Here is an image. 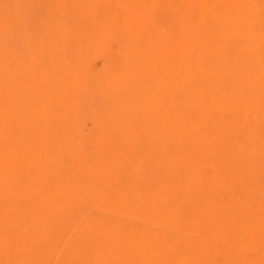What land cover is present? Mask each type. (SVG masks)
Wrapping results in <instances>:
<instances>
[{
  "label": "bare ground",
  "instance_id": "obj_1",
  "mask_svg": "<svg viewBox=\"0 0 264 264\" xmlns=\"http://www.w3.org/2000/svg\"><path fill=\"white\" fill-rule=\"evenodd\" d=\"M91 1L84 9L93 21L85 35L90 43L77 50L76 63L93 74L111 52L125 56L119 61L130 68H119L129 71L111 72L100 97L108 98L106 111L118 109L123 117H110L113 132L131 138L151 163L131 169L105 150V176L87 156L76 160L77 179L58 173L46 136L54 117L40 111L51 90L44 86L56 96L69 75L54 63L43 71L40 62L39 69L25 62L19 71L16 52L0 47V76L10 83L7 92L0 87V113L4 99L31 79L37 83L27 101L44 99L11 106L30 111V119L12 109L0 115L4 263L264 264V0H164L173 29L153 22L156 0H102V24L95 23ZM62 48L55 55L61 68ZM132 56L134 62L127 60ZM71 229L80 233L67 246L59 237Z\"/></svg>",
  "mask_w": 264,
  "mask_h": 264
},
{
  "label": "rangeland",
  "instance_id": "obj_2",
  "mask_svg": "<svg viewBox=\"0 0 264 264\" xmlns=\"http://www.w3.org/2000/svg\"><path fill=\"white\" fill-rule=\"evenodd\" d=\"M162 1L156 0L154 1V5L151 4L153 7V9L150 10L151 16L154 20L156 19L155 21L153 20V22H156V24L158 23L157 24L158 26L170 27L173 29V27L171 26L173 24L172 19L170 18L171 16L169 15V13L168 15L166 14L168 12V7L166 5V2L165 1L162 2ZM85 3H86V0H66V1L65 0H0V47L5 45L7 47V51L16 52L17 56L16 55L15 56L18 60L17 62L15 61V65L18 66L20 64V67L18 66L19 71L22 69V67H24L25 62L27 63L31 62V65L30 63L29 65L33 67L38 66L37 69H39V66L41 64L39 70H43V71L49 70L50 68L52 69L51 64L54 63L55 65L59 66L58 68L55 67V69H58L59 72H62L61 70L65 69L66 70L65 77L69 75L67 78H63V80L61 81V83H63V87L61 90H59L60 93L58 94L55 93L57 94L56 96L51 95L52 87H50V85L48 86L47 83H46L47 85L44 84L46 85L44 86L47 89L46 91H49L51 89L50 90L51 92L49 91L48 93H46L45 98L48 97L47 98L48 102L46 100L44 102L45 104L47 103V106L44 107L43 111H40V112H42L43 114L46 112L48 113V116L54 117L53 121H50V124L46 129V136L48 137L47 140L51 141L49 142V146H47V148L50 147L49 150L55 155L54 157L58 161V162L55 161L57 162L56 169L58 173L62 175L66 173V175H63V176H68L71 179H75V178L77 179L79 176L77 171L75 170V166H76L75 164L77 163L76 160L80 157L85 158V156H87L85 160L86 161L88 160L90 164H93L92 166L96 167L97 171L99 172L101 171L100 172L101 175L103 173L106 174L107 172L109 174L110 173L109 166H108L109 159L101 160L100 158L101 151L102 152L107 151L108 153L111 154L109 156H117L116 161L119 160L118 157L125 160V162L129 161L128 168H131V169L132 167L134 169L135 166H138V165L140 166V169H141V166L143 168L144 166L145 167L149 166V164L151 163L149 160V156L147 157V155L142 152L141 148L140 150L142 153H140L139 149L136 150L134 145H132L133 142L131 141V138L127 140H122L121 137H118V135L121 136L120 130H118L120 133L113 132L112 124L114 122H112L113 119H111L110 117L114 116L116 119L118 118L123 119V117L121 116L117 117L116 114L119 113L118 109H116V111L114 110H109V112L106 111L107 108L108 109L110 108L109 105H106L109 103V101L107 100L108 98H105V101H104V98L100 97L102 96L101 91L104 90V89L100 90V86L101 88L102 87L105 88L104 85H106L107 81L109 80V77L111 76L112 73H114V71H123V72L129 71L131 64L125 63L126 62L124 58L125 56H122L121 54H117L116 53L117 51L111 52L112 54L108 55L109 56L108 59L104 57L101 60V62H98L101 64L104 61V63H107L109 67H107V64H106L105 66L106 69L104 68L105 70L102 69L103 70L102 71L100 70L101 68V65H100V68H96L97 71H94L93 74L85 72L83 68L81 69L80 67L81 65H78V63H76L77 61H76L75 54L77 53V50L81 51L82 48L86 46V44L90 43L88 42L89 36L87 38L85 35H88L90 33L91 31L89 30L90 26L88 27L87 25H90L91 22L93 21L91 19L88 21V16L84 13V9H87V7H85ZM90 4L92 6L90 8L95 11V14L92 15V16H95L96 18L97 22L95 23L96 24L104 23L105 22L104 21L105 16L103 15L104 14L103 12L104 1L92 0ZM162 7L163 8L165 7L164 10L165 9L166 10L163 11ZM145 11L149 12V9ZM85 12L87 13V11ZM112 15H113V11H111V16ZM102 16L103 18H101ZM110 26L111 27L109 28V34L114 36L116 30H114V28L112 30V27L114 25L110 24ZM96 33L101 35V33L100 32L98 33L97 30H96ZM72 34L75 36H73ZM48 35L49 37L51 35V37L49 38ZM99 35L98 36L95 35L97 36L95 40L99 39L100 37ZM68 37L70 38V40ZM39 40H41L40 43H39ZM61 41H62V46L60 45ZM9 47L11 49H9ZM61 47H63L64 49H67L66 50L67 55L65 54L66 56H64V53H61L62 57L65 58L64 60L66 61L63 64L62 68H61L62 62L58 61V59H55V55H58L60 53ZM51 48H52L51 53L50 51L48 52L46 51ZM53 48H54V51H53ZM28 50L29 52L27 54L26 52ZM38 52L39 54H37ZM43 54H46V55L44 56ZM33 55L34 57L36 56L35 62H33L34 61L33 59H35ZM39 56H41V58ZM110 56H112V58ZM51 59H53V61ZM88 60H91V58L89 57ZM119 60L120 61L124 60L125 62H122L121 64ZM127 60L129 61L132 60L134 62V56L129 57ZM50 61L52 62L50 63ZM110 61H112L111 64H110ZM38 62H40V64ZM119 64L121 66L125 64L124 67H126V65H129V68L128 69L127 68L122 69V67L119 68ZM37 69L35 71H37ZM140 69H142V66L140 67ZM23 75L25 74L23 73ZM27 75L28 73H26L25 76L27 77ZM62 76H64V74H62ZM58 79H59L58 80L59 82L60 77H58ZM6 81L8 83V80L5 77L2 78L0 76V87L1 88L3 87L1 90L3 92L4 91L7 92L8 88H10V86L8 87L7 83H5ZM32 81L33 80L31 79V81L28 80L29 83L28 82L21 83V85L23 86V88L20 89L21 92L18 90L17 88L18 86H14V85L13 87L11 86L12 88L14 89L17 88V89H15L16 91L14 92V95H12L10 98H7L5 95L6 98L4 99V101L7 100L5 101L7 104H5L4 102V107H3L4 109L2 108V112H1L2 114L6 110L9 113V111H11L10 109H12L10 113L14 114L16 112V114H18L19 117L21 116V117L28 118V119L31 118L30 111L26 110V112L23 113L21 110H17L18 111L17 112V111H14L15 109H13L12 107L13 106L15 107L17 102H18L17 105L25 102V104L32 107V104H35V105L38 103L40 104V102L38 101L44 100L42 98L37 99L36 97V99H33V101L31 100V102L27 101L30 99V96L33 95V94H30V92L33 93V90H31V88H34L35 84L37 83V82H33L32 84ZM56 81H55V86H58V82ZM1 82L4 84H1ZM72 82H73V85H72ZM14 89H11V90L14 91ZM18 91L19 93H21L20 95H18L19 94L17 93ZM27 94L29 96H27ZM22 96L24 98H22ZM8 99H13L14 103L12 104L11 101ZM8 106L10 108H8ZM19 111H21V114L19 113ZM16 135L17 134L15 133L14 137ZM133 135H135L134 132L131 133L132 137ZM11 136L9 138H11L12 140H15V138L17 137L16 136L15 138H13V134ZM114 138H116V144L118 146L115 143L113 145ZM110 139H112V141H110ZM8 142L6 143V146L9 145ZM130 144L132 147L130 146ZM119 145L121 148L120 150H118V152H116ZM110 150L112 152H109ZM136 152L137 154H139V156L137 154H134ZM128 153L131 155V157H132V154H134L133 156L135 157L131 158ZM125 155L127 157H125ZM128 157H130L131 160L134 159V161H132L133 163L131 162V160H129ZM137 158H138V162L135 161ZM140 159L142 161H140ZM125 166L127 165L125 164ZM104 174L103 176H105ZM115 177L117 179L119 178L120 179L119 181L121 182L123 181L124 183L125 182L127 183L126 181L128 180L127 177H124V176H115ZM115 177H112L113 179L111 178L112 183H113V184L111 183V186H116L117 184V183L114 184L117 181ZM85 199L87 200L86 201L87 205L89 204L86 210V212L88 211L87 215L89 214L88 209L90 208L91 215L89 214V216H93L95 214V212L93 213L94 206H92L91 201L90 202L88 201L89 200L88 196L85 195ZM82 226H79V227H82ZM73 229L67 231V233L64 232L65 235L62 234L63 237H59L61 235L58 234L59 241L65 239L64 241L66 242L68 240L69 242L68 241L66 242L68 243L67 246L70 245V243H72L74 239L78 237V235L76 236V234L80 233L78 230L74 232ZM42 232L43 230H41L37 234H41ZM34 234L36 235V232ZM44 234L45 233L43 232V236ZM70 234H71L70 239H68L69 238L68 236ZM217 237L220 238L219 235ZM43 238H40L39 240H43ZM82 253L84 252L81 251V254ZM0 261H2L0 262V264H77V263H20L22 261H20L19 263H4L5 261L3 259V254L1 253H0ZM78 264H83V263H78ZM86 264H108V263H86ZM109 264H121V263H109Z\"/></svg>",
  "mask_w": 264,
  "mask_h": 264
}]
</instances>
